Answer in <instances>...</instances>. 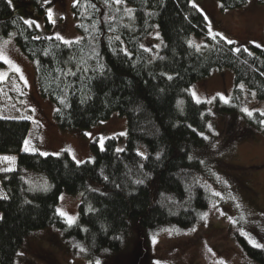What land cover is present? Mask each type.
Listing matches in <instances>:
<instances>
[{"label":"trees","instance_id":"obj_1","mask_svg":"<svg viewBox=\"0 0 264 264\" xmlns=\"http://www.w3.org/2000/svg\"><path fill=\"white\" fill-rule=\"evenodd\" d=\"M30 1L43 11L42 0ZM219 1L229 10L251 0ZM72 10L82 37L65 44L29 26L8 0H0V39L15 32L21 50L35 64L40 94L55 105L61 128H89L119 112L128 122L125 148L118 151L117 138L110 137L103 149L93 143L95 158L82 163L67 151L28 152L23 147L31 121L0 117V154L17 155L16 167L0 174V264H14L25 237L52 225L80 242V253L90 258L165 229L194 227L211 201L212 176L203 159L210 116L189 88L216 69H231L236 95L244 85L264 100V48L212 39L205 15L190 0H78ZM154 29L161 46L153 55L145 40ZM192 37L206 43L197 48ZM263 117L259 111L251 117L242 114L249 126L264 133ZM141 145L146 155L138 152ZM22 168L45 172L51 188H31ZM63 191L82 193L72 225L56 212ZM232 230L250 264H264V247L241 229Z\"/></svg>","mask_w":264,"mask_h":264},{"label":"rangeland","instance_id":"obj_2","mask_svg":"<svg viewBox=\"0 0 264 264\" xmlns=\"http://www.w3.org/2000/svg\"><path fill=\"white\" fill-rule=\"evenodd\" d=\"M42 1L45 4L42 12L30 0H11L10 5L19 17L32 21V26L41 34L52 37L59 34L68 41L81 39L72 10L74 0ZM190 3L193 5V0ZM195 4L206 17L209 36L212 37L208 27L211 24L212 33L220 34L216 37L232 41L237 47L250 48L254 44L264 48V1L251 0L242 8L229 10L223 9L219 0H195ZM158 32L154 29L145 40L146 48L153 55L161 46ZM190 42L197 48L206 43L199 37H192ZM0 57V117L31 121L28 152L60 155L67 151L76 162L82 163L95 158L93 143L103 149L110 137L117 138V149L125 148L128 122L119 112L85 129H64L58 125L55 105L40 94L35 64L21 50L14 31L0 39ZM240 86L241 93L236 95L233 71L216 69L189 88L195 101L206 104L211 125L209 148L203 153L212 176L208 182L211 201L201 214L202 222L188 230L171 228L170 232L163 231L148 240L137 238L120 251L95 258L83 256L80 242L66 237L62 228L52 225L25 237L14 264H96V261L100 264H215V261L217 264H250L232 227L264 244V133L247 124L242 118V114L247 113L242 109L246 107L253 114L264 112V100L258 99L256 94L253 96L254 92L246 86ZM221 107L237 110L232 112ZM138 152L147 153L143 145ZM3 157H15V161ZM16 157L0 154V174L16 167ZM21 173L36 191H48L52 186L49 176L41 170L22 168ZM92 186L98 187V184ZM2 195L0 180V197ZM81 199V192L60 194L56 212L66 213L60 216L68 225L77 222ZM68 217H75V221L69 224Z\"/></svg>","mask_w":264,"mask_h":264},{"label":"snow or ice","instance_id":"obj_3","mask_svg":"<svg viewBox=\"0 0 264 264\" xmlns=\"http://www.w3.org/2000/svg\"><path fill=\"white\" fill-rule=\"evenodd\" d=\"M78 2V0H74V5H75V3H77ZM116 2L117 3H120L121 2V0H116ZM8 3L9 4H11V0H8ZM221 6H223V5H221ZM193 7H198L196 4H195V0H193ZM129 12H131V10L129 9L128 10ZM51 15H52V13H51V9H49V18H51ZM206 18V17H205ZM25 23H27V24H29V26H31L32 25V21H25ZM37 27H39V25L37 24ZM208 27H209V33L212 35V39H215L216 38V36H218V35H220L219 33H212V26H211V24H209L208 25ZM39 37H37V39H38ZM56 39H58V40H61L63 43H65V44H70L71 43V41H68V40H65L62 36H60L59 34H57V36H56ZM117 39H119V37H117ZM229 43H232V41H228ZM5 43H7V41H5ZM235 51L236 52H239L240 51V49L239 48H237V49H235ZM47 54V53H46ZM130 55V54H129ZM0 58H2V57H0ZM16 71L17 72H19L20 71V69L19 68H17L16 69ZM169 79H171V77H168ZM241 88H243V85H241L240 86ZM193 95H195V93H193ZM219 95V94H218ZM253 96L255 95V93H253L252 94ZM214 99V98H213ZM199 102V101H198ZM209 103H211V101H208ZM225 102H227V101H225ZM180 104L182 105L183 104V101H180ZM242 111H244L245 113H247V115L248 116H253V112L252 111H249V109L248 108H243L242 109ZM261 115H264V112H261ZM259 123L260 124H264V120H261V121H259ZM209 128H211V125L209 124ZM124 133H121V135H123ZM205 139H207V137H205ZM28 145H29V141L28 140H25L24 141V150L25 151H28L29 150V148H28ZM101 147H103V145L101 144ZM118 151H120L119 149H118ZM43 155H47L46 153H43ZM140 155H142L143 156V153H140ZM146 158V157H145ZM3 159H5V160H12L13 162L15 161V157H3ZM190 159H191V157H190ZM77 163H80L79 161H77ZM8 171H10L11 169H7ZM105 179H107L106 177H105ZM138 183H139V181H138ZM215 195H220L219 193H215ZM215 207V206H214ZM92 209H91V207L89 206V211H91ZM60 215H66V213H64V212H60ZM207 215V213H205L204 214V216H206ZM75 221V217H68V223L69 224H71V223H73ZM193 231H195V229L193 228L192 229ZM164 231H171V230H168V229H165ZM257 246L258 247H264V245H260V244H257ZM82 251H83V249H81ZM96 264H100V262L99 261H96Z\"/></svg>","mask_w":264,"mask_h":264}]
</instances>
